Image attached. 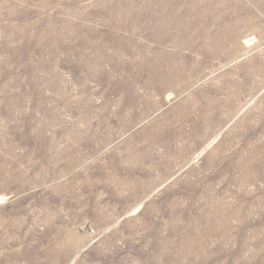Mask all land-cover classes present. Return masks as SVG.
<instances>
[{"label": "rangeland", "instance_id": "1", "mask_svg": "<svg viewBox=\"0 0 264 264\" xmlns=\"http://www.w3.org/2000/svg\"><path fill=\"white\" fill-rule=\"evenodd\" d=\"M0 264H264V0H0Z\"/></svg>", "mask_w": 264, "mask_h": 264}]
</instances>
